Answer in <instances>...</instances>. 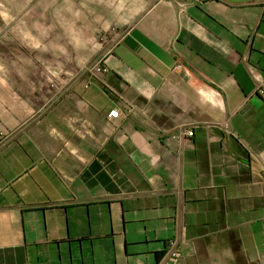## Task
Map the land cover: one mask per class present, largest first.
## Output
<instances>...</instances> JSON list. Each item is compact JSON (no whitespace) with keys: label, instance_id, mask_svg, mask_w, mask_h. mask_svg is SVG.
Listing matches in <instances>:
<instances>
[{"label":"crops","instance_id":"crops-1","mask_svg":"<svg viewBox=\"0 0 264 264\" xmlns=\"http://www.w3.org/2000/svg\"><path fill=\"white\" fill-rule=\"evenodd\" d=\"M0 26L28 50L1 53L0 264H264V0H0Z\"/></svg>","mask_w":264,"mask_h":264},{"label":"built area","instance_id":"built-area-1","mask_svg":"<svg viewBox=\"0 0 264 264\" xmlns=\"http://www.w3.org/2000/svg\"><path fill=\"white\" fill-rule=\"evenodd\" d=\"M104 71V68H103V65H101L100 63H96L94 64L92 67H87L85 70H84V73H88V78H89V83H91L92 81V77H94L97 73H100ZM119 116V111L116 110V109H113V110H110L108 113H107V117L108 118H116ZM193 134V131H188V135L189 136H192ZM178 253L176 251H173L172 252V256L175 257L177 256Z\"/></svg>","mask_w":264,"mask_h":264},{"label":"rangeland","instance_id":"rangeland-1","mask_svg":"<svg viewBox=\"0 0 264 264\" xmlns=\"http://www.w3.org/2000/svg\"><path fill=\"white\" fill-rule=\"evenodd\" d=\"M1 36H2V30H1V26H0V40H1ZM20 47H18L17 46V44L16 43H14L13 44V46H12V48H8V49H2V48H4L5 47V44H2L1 42H0V68H1V66H2V63L4 62V61H2V56H1V53L3 52V51H8V50H12V51H20V52H22V53H24L25 51H28L26 48V46H24L23 44L22 45H19ZM48 61V60H47ZM41 66V65H40ZM1 78V77H0Z\"/></svg>","mask_w":264,"mask_h":264}]
</instances>
